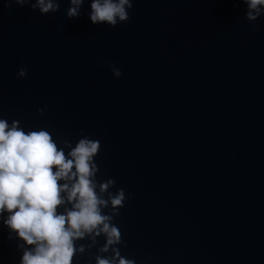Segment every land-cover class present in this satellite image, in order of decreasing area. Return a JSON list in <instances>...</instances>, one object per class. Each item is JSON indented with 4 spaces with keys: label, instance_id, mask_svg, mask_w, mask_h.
Masks as SVG:
<instances>
[{
    "label": "water",
    "instance_id": "water-1",
    "mask_svg": "<svg viewBox=\"0 0 264 264\" xmlns=\"http://www.w3.org/2000/svg\"><path fill=\"white\" fill-rule=\"evenodd\" d=\"M90 3L68 18V0L47 14L0 0V118L59 146L99 140L97 180L125 190L113 222L135 264H264V16L252 31L234 0H133L112 27ZM6 217L0 264H19Z\"/></svg>",
    "mask_w": 264,
    "mask_h": 264
},
{
    "label": "clouds",
    "instance_id": "clouds-1",
    "mask_svg": "<svg viewBox=\"0 0 264 264\" xmlns=\"http://www.w3.org/2000/svg\"><path fill=\"white\" fill-rule=\"evenodd\" d=\"M61 0H6L20 7L30 5L47 14L58 11ZM85 0H68L66 17L78 18ZM246 5L245 19L255 31L256 21L264 16V0H234ZM133 0H91L92 24L109 26L127 22ZM114 77L122 75L110 65ZM27 75L21 67L17 77ZM39 114L44 109L37 110ZM57 140L46 129L25 131L18 120L0 118V215L7 213L3 224L10 230L9 239L22 241L19 264H73L74 257L97 246L95 264H135L121 255L122 233L113 222L124 206L123 188L113 179L97 180L95 157L99 140L82 136L73 146ZM65 149H68L65 152ZM107 210V212H105ZM90 240L89 244L77 241ZM111 253V255H104Z\"/></svg>",
    "mask_w": 264,
    "mask_h": 264
}]
</instances>
